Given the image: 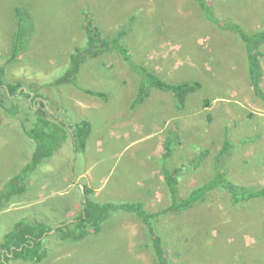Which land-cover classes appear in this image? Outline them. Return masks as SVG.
Masks as SVG:
<instances>
[{
	"label": "rangeland",
	"instance_id": "rangeland-1",
	"mask_svg": "<svg viewBox=\"0 0 264 264\" xmlns=\"http://www.w3.org/2000/svg\"><path fill=\"white\" fill-rule=\"evenodd\" d=\"M207 1L221 25L247 31L264 26V0ZM16 7L30 11L34 31L27 50L6 67L7 82L22 81L38 90L60 120H86L92 130L85 151L75 153L67 140L38 169L26 192L0 210V243L23 218L52 225L74 219L82 207L83 185L100 202L142 201L151 211L165 208L170 199L162 159L170 138L168 166L183 168L181 196L212 177L225 140L233 146L221 164L229 178L238 185L264 187V101L250 83L243 43L232 30L207 20L196 0H0V65L14 41ZM85 12L103 36H113L135 16L127 37L132 59L169 82L201 83L185 108L179 110L171 94L154 88L144 103L133 107L139 78L117 53L87 60L78 77V85L102 91L107 99L70 85L45 86L83 42ZM27 102L22 99V106ZM3 113L0 190L33 152L22 131L25 112L19 119ZM155 225L176 264H264V199L233 205L229 195L217 190L190 210L162 216ZM148 241L144 224L119 212L102 232L83 241L45 239L48 255L40 263L10 264H157Z\"/></svg>",
	"mask_w": 264,
	"mask_h": 264
},
{
	"label": "trees",
	"instance_id": "trees-1",
	"mask_svg": "<svg viewBox=\"0 0 264 264\" xmlns=\"http://www.w3.org/2000/svg\"><path fill=\"white\" fill-rule=\"evenodd\" d=\"M196 1L207 20L218 24L225 30H232L238 35L244 46L247 74L253 91L258 98L264 101V89L262 87L264 78L262 65L264 26L256 31H247L236 24H232L230 27L221 25L207 0ZM13 11L18 20L17 30L13 37L10 55L6 63L0 65V113L3 111V115L7 118L19 119V114L25 112L27 118H25V122L21 121L22 131L32 141L33 152L29 161L0 190V210L9 204L13 197L26 192L29 182L38 169L46 161L51 160L67 140L73 143L75 153L85 151L92 130L91 124L86 120L70 122V124L60 120L56 114L51 113L46 108L45 99H42L43 96L38 90L33 89L34 92L31 91V88L25 86L22 81L7 82L6 67L10 63L17 62L21 54L27 50L34 31V18L27 8L16 7ZM136 19L135 16L131 17L130 21L122 25L113 36H103L92 17L85 12L83 42L72 49L68 55L67 63L55 70L45 86L70 85L92 97L107 99L108 96L102 91L78 85V77L87 60L98 58L106 53H117L139 78L138 92L133 101V107L144 103L150 95L151 89L154 88L171 94L176 102V107L179 110L184 109L188 96L197 91L201 83L192 81L172 83L147 66L134 61L127 44V37L132 23ZM24 98L28 100L25 107L22 106V99ZM6 99H11V101L6 102ZM209 104L210 101L207 100L205 105L209 106ZM172 142L171 138L166 142L162 159V171L170 199V203L165 208L151 211L142 201L133 203L100 202L93 197V189L83 185V189L80 188L83 195L82 207L74 219L62 221L57 225L48 224L46 221L38 219L30 221L23 218L16 221L0 243V264H10L16 260L40 263L48 255L44 243L45 239L52 238L56 242L59 240L83 241L90 235H97L102 232L105 223L110 220L112 214L115 213L116 215L119 212L133 214L144 224L149 239L147 245L152 250L157 264H176L168 257L164 238L155 225L157 219L190 210L206 200L210 193L217 190L229 195L233 205L264 199V187L238 185L229 178L227 171L221 166L222 157L230 152L233 147L227 140L224 141L222 149L216 155L212 177L191 189L186 196H181L179 178L183 168L170 169L168 166L173 148ZM202 158L200 157L194 162L195 166L201 164Z\"/></svg>",
	"mask_w": 264,
	"mask_h": 264
}]
</instances>
